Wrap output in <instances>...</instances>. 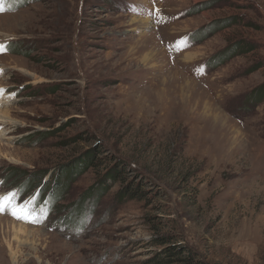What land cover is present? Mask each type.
I'll return each instance as SVG.
<instances>
[{
  "label": "rangeland",
  "instance_id": "374dc122",
  "mask_svg": "<svg viewBox=\"0 0 264 264\" xmlns=\"http://www.w3.org/2000/svg\"><path fill=\"white\" fill-rule=\"evenodd\" d=\"M0 44V197L36 219L0 213V264H264V0H6Z\"/></svg>",
  "mask_w": 264,
  "mask_h": 264
},
{
  "label": "trees",
  "instance_id": "16d2710c",
  "mask_svg": "<svg viewBox=\"0 0 264 264\" xmlns=\"http://www.w3.org/2000/svg\"><path fill=\"white\" fill-rule=\"evenodd\" d=\"M196 34H198V32H195V35ZM216 57L217 56L214 58ZM33 189L34 188L32 187L28 188L27 190L32 191ZM124 189L125 190L120 194L122 198L128 197L129 199L133 200L139 197L140 192H138L137 188L136 190H133L131 189L130 185L125 186ZM151 246L158 248L159 251L156 252L144 264H209L205 260L201 259V257H199L197 254H195L190 248L179 243L173 237H157L153 239Z\"/></svg>",
  "mask_w": 264,
  "mask_h": 264
},
{
  "label": "snow or ice",
  "instance_id": "6c2138e0",
  "mask_svg": "<svg viewBox=\"0 0 264 264\" xmlns=\"http://www.w3.org/2000/svg\"><path fill=\"white\" fill-rule=\"evenodd\" d=\"M6 0H0V12L5 10ZM181 44L187 46L186 39H182ZM6 51V46L0 44V53ZM15 193L10 194L9 196L0 197V213H3L7 210H11V214L15 216L17 219H25L30 220V222L35 223V218H30V214L25 211L23 207L20 205L13 204V200L15 199Z\"/></svg>",
  "mask_w": 264,
  "mask_h": 264
},
{
  "label": "bare ground",
  "instance_id": "6f19581e",
  "mask_svg": "<svg viewBox=\"0 0 264 264\" xmlns=\"http://www.w3.org/2000/svg\"><path fill=\"white\" fill-rule=\"evenodd\" d=\"M148 26H149V22L148 23H146ZM148 28V27H147ZM147 28H145V29H147ZM153 53L154 52H152V54L150 53V54H148L149 55V57H147V60L149 61V60H151V55L154 57L155 55H153ZM178 59H180V58H178ZM186 88V87H185ZM183 102V101H182ZM184 103V102H183ZM15 255H17V254H15ZM17 264V263H16Z\"/></svg>",
  "mask_w": 264,
  "mask_h": 264
}]
</instances>
